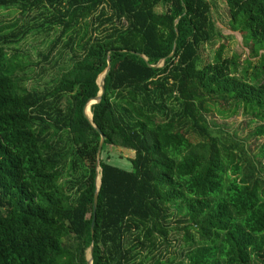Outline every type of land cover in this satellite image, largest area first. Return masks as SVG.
<instances>
[{"label": "trees", "instance_id": "trees-1", "mask_svg": "<svg viewBox=\"0 0 264 264\" xmlns=\"http://www.w3.org/2000/svg\"><path fill=\"white\" fill-rule=\"evenodd\" d=\"M221 1L250 50L245 68L225 42L206 56L231 37L216 0H0L29 18L0 22V264H88L93 240V264H264V181L242 172L209 116L264 120V0ZM55 31L41 57L62 45L72 65L29 88L19 45ZM108 56L91 107L106 138L93 235L101 136L84 108ZM119 149L133 152L131 171L103 160Z\"/></svg>", "mask_w": 264, "mask_h": 264}, {"label": "rangeland", "instance_id": "rangeland-1", "mask_svg": "<svg viewBox=\"0 0 264 264\" xmlns=\"http://www.w3.org/2000/svg\"><path fill=\"white\" fill-rule=\"evenodd\" d=\"M212 12L218 31L225 36L231 37L229 41L224 39H221L220 41L218 39L213 45H207V58L213 60L219 44L225 42L228 47L225 50L224 56L226 58H231L235 55L240 57L241 68H245V60L249 56L250 50L246 47L241 34L239 32H233L229 28L230 24L227 9L221 0H216ZM36 14L37 12H32L31 16ZM19 18L22 23L29 19L27 17L22 18L21 14L14 8L0 10V22L3 24H11L16 22ZM59 34L60 31H55L49 37H44L43 33L33 34L19 45L23 55L31 65L32 71L30 72V76H32L33 79L26 83L29 88L35 87L37 89H44L50 87L51 80L54 81L55 79L60 78L61 75L71 67L70 54H65L63 60L59 59L62 45L53 52L50 63L44 62L41 57V55H44L47 52L50 42L57 39ZM55 60L59 61V65L53 67ZM252 62L256 64L258 59L252 58ZM254 71V68L248 69V78L251 81ZM260 79L261 78H259V80ZM209 116L212 120L211 124L222 134L223 141L228 147H233L232 151L237 155V161L241 165L242 172H253L251 171V166H253L254 174L264 181V136L255 133L256 127L264 124V120L255 119L241 111L232 116L220 115L217 112H214ZM132 154L133 152L130 150L119 149L109 156L104 155L103 160L124 170L131 171L132 164L129 159ZM262 187H264V184ZM176 235H179L176 238L181 241L180 245H184V242L182 241L183 234ZM172 253L177 257L179 262L184 259L183 249L178 243H176Z\"/></svg>", "mask_w": 264, "mask_h": 264}, {"label": "water", "instance_id": "water-1", "mask_svg": "<svg viewBox=\"0 0 264 264\" xmlns=\"http://www.w3.org/2000/svg\"><path fill=\"white\" fill-rule=\"evenodd\" d=\"M177 23L179 22V19L176 21ZM175 53V48L174 51L172 52V54L169 57H173ZM144 61H147V58L144 55H139ZM166 63V59H162L160 60L156 65H149L150 67H154V68H159L164 66ZM111 70V57L108 56V66L106 68V70L99 76L97 83L99 85L100 91L98 93V96L91 99L85 106L84 108V115L85 117L89 120V122L92 124V126L96 129V131L100 134L101 136V141H100V145H99V149H98V160H97V191L95 193L94 196V209H95V218H94V223H93V235H95V231H94V227H95V222L97 220V215H96V208H97V203H98V195H99V191H100V187H101V182H102V174H101V154H102V150H103V146L104 143L106 141L105 135L101 132V130L94 124L93 122V114L90 116L88 114L87 109L91 108L92 105H95L97 103H99L102 100V97L105 93V78L107 76V74L110 72ZM93 256H94V240L91 243V246L89 247L88 251H87V263L88 264H93Z\"/></svg>", "mask_w": 264, "mask_h": 264}, {"label": "bare ground", "instance_id": "bare-ground-1", "mask_svg": "<svg viewBox=\"0 0 264 264\" xmlns=\"http://www.w3.org/2000/svg\"><path fill=\"white\" fill-rule=\"evenodd\" d=\"M87 111H88V114L91 116V115H92V110H91V108H88Z\"/></svg>", "mask_w": 264, "mask_h": 264}]
</instances>
